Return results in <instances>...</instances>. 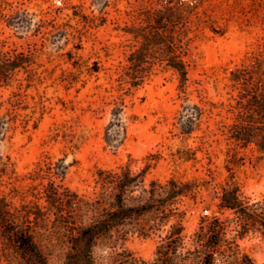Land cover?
Returning a JSON list of instances; mask_svg holds the SVG:
<instances>
[{
	"label": "trees",
	"instance_id": "trees-1",
	"mask_svg": "<svg viewBox=\"0 0 264 264\" xmlns=\"http://www.w3.org/2000/svg\"><path fill=\"white\" fill-rule=\"evenodd\" d=\"M160 1V8L139 9L138 14H130L135 22H139L130 30L139 46L128 56L130 64L121 74L120 90L125 85L129 90L130 86H140L157 64L172 70L178 76L180 97L185 100L174 126L184 136L200 131L215 109H220L219 115L225 110L228 116L217 121L215 129L208 125L202 139L216 137L217 142H226L229 174L218 181L209 149L186 147L172 154L174 161L197 163L200 161L198 151L204 149L209 158L208 178L150 177L156 159L151 155L143 166L136 169L132 160L113 168H99L95 173L94 192L89 195L66 185L70 165L64 158L57 161L46 159L24 176V179L40 181L31 187L32 192H28L16 185L20 181L16 164L10 157L2 159L0 240L5 243L7 255L15 252L29 264H256L242 251L239 240L250 234L264 238V195L255 199L248 196L234 175L233 165L240 150L254 146L264 152V49L252 54L251 66L242 63L229 71L224 85L229 95L227 102L190 103L186 56L192 39L185 32L190 18L182 8L190 10L192 3ZM61 3L65 6L58 7L57 11L78 6L71 0H62ZM22 5L20 0H0V22L5 21L10 27L26 31L34 27L37 34L48 26L57 28L52 12H44L45 15L36 20L38 15ZM46 15L53 16V19L49 21ZM36 51L35 48L29 51L0 49V86L13 87L14 76L20 72L28 75L27 87L35 81H42L39 66L35 67ZM128 68L130 71L126 70ZM93 71L99 72V69ZM18 81L20 91L23 82ZM196 83L202 86L200 80ZM19 91H14L2 104L9 105L7 115L16 116L19 110L27 109V106H21L23 101ZM197 91L202 89L198 87ZM208 104L209 108L206 107ZM109 105H113V119L107 127V134L110 139L118 141L126 132L122 118L125 110L123 95L114 98ZM36 107L44 115L43 101L36 103L35 110ZM2 124L8 123L4 121ZM5 127L3 125L0 131ZM52 131V140L58 141L61 137L76 146L73 125H56ZM107 141L111 140L108 138ZM17 198L19 204L15 202ZM187 200L204 204L199 226L192 234H188L186 228ZM213 205L217 210H213ZM135 235L159 237L153 259L139 257L124 246L129 237ZM98 248H103L105 254L99 257Z\"/></svg>",
	"mask_w": 264,
	"mask_h": 264
},
{
	"label": "rangeland",
	"instance_id": "rangeland-1",
	"mask_svg": "<svg viewBox=\"0 0 264 264\" xmlns=\"http://www.w3.org/2000/svg\"><path fill=\"white\" fill-rule=\"evenodd\" d=\"M20 1L23 8L38 15L36 20L44 12H52L57 28L48 26L37 34L34 27L26 31L0 22V49L35 48V67L39 66L43 77L42 81L27 87L28 75L20 72L14 76L13 87L0 86V129L6 126L0 131V162L10 157L16 164L20 175L17 186L32 192L31 187L40 181L24 179V176L40 161L61 158L70 165L66 185L89 195L94 192L95 173L99 168H113L132 160L136 169L151 155L156 159L150 177L208 178L209 158L204 149L198 151L197 163L175 162L172 155L186 147L200 146L209 149L218 181L227 177L226 142H217L216 137L202 139L208 125L215 129L217 121L228 116L225 110L219 115L220 109H215L200 131L184 136L174 126L185 100L180 97L178 76L172 70L157 64L140 86H130L129 90L125 85L120 90L121 74L130 64L128 56L139 46L130 34L131 27L139 25L132 15L138 14L139 9L160 8V0H71L77 8L68 6L61 11L56 9L65 6L62 0ZM183 1L192 3V9L182 8L190 18L185 32L192 39L186 56L190 75L188 100L202 105L227 102L229 95L224 85L229 71L242 63L251 66L252 54L264 49V0ZM47 19L50 21L53 16L48 15ZM95 68L99 72L93 71ZM17 79L23 82L20 91ZM199 80L202 86L196 83ZM198 87L201 92L197 91ZM14 91L21 95L22 108L27 106L16 116L7 115L8 104L2 106ZM120 95L125 99L122 118L126 132L115 141L107 134L113 119V105L109 103ZM39 101L45 104L44 115L39 107L35 110ZM4 121L8 124H2ZM64 123L74 126L76 146L61 137L58 141L51 139L53 128ZM204 141L208 143L204 145ZM240 151L233 165L234 175L248 196L260 198L264 195V152L254 146ZM205 198L209 200L207 193ZM15 202L19 204L20 200L17 198ZM185 204L189 207L187 233L192 234L199 226L204 204L192 200ZM213 210H217L216 205ZM158 243V236L135 235L124 246L150 260ZM239 244L256 264H264V238L250 234L240 239ZM5 248L0 240V264H29L15 252L7 255ZM104 254L103 248L97 249L99 257Z\"/></svg>",
	"mask_w": 264,
	"mask_h": 264
}]
</instances>
